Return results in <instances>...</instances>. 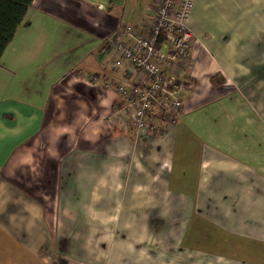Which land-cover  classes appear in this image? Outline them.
I'll use <instances>...</instances> for the list:
<instances>
[{"label":"crops","instance_id":"obj_1","mask_svg":"<svg viewBox=\"0 0 264 264\" xmlns=\"http://www.w3.org/2000/svg\"><path fill=\"white\" fill-rule=\"evenodd\" d=\"M156 2L33 0L4 39L0 264H264V0H194L157 131L107 45Z\"/></svg>","mask_w":264,"mask_h":264},{"label":"built area","instance_id":"obj_2","mask_svg":"<svg viewBox=\"0 0 264 264\" xmlns=\"http://www.w3.org/2000/svg\"><path fill=\"white\" fill-rule=\"evenodd\" d=\"M194 0H157L144 30L126 25L109 37L108 47L116 52L115 65L127 63L138 71L130 84L132 123L136 127L162 121L174 122L182 108L181 72L190 69L194 32L188 18ZM96 81V77H93ZM122 93L126 91L119 87Z\"/></svg>","mask_w":264,"mask_h":264},{"label":"trees","instance_id":"obj_3","mask_svg":"<svg viewBox=\"0 0 264 264\" xmlns=\"http://www.w3.org/2000/svg\"><path fill=\"white\" fill-rule=\"evenodd\" d=\"M33 0H0V60L5 49L4 39L17 31ZM161 122L151 124L157 131Z\"/></svg>","mask_w":264,"mask_h":264}]
</instances>
